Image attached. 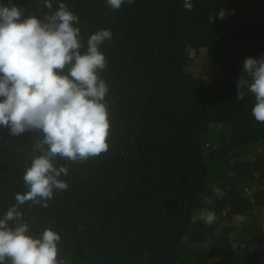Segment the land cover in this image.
Returning <instances> with one entry per match:
<instances>
[{
    "label": "trees",
    "instance_id": "trees-1",
    "mask_svg": "<svg viewBox=\"0 0 264 264\" xmlns=\"http://www.w3.org/2000/svg\"><path fill=\"white\" fill-rule=\"evenodd\" d=\"M59 2L79 16L85 44L100 29L113 33L101 45L110 146L83 163L57 159L69 188L46 208L19 206L29 234L57 231L66 264H264V123L252 93L236 99L245 59L264 54V0H192L191 11L184 0L119 10L56 0L54 10ZM0 4L48 12L43 0ZM40 138L0 127V218L27 191L22 177ZM202 209L216 214L211 225Z\"/></svg>",
    "mask_w": 264,
    "mask_h": 264
},
{
    "label": "clouds",
    "instance_id": "clouds-1",
    "mask_svg": "<svg viewBox=\"0 0 264 264\" xmlns=\"http://www.w3.org/2000/svg\"><path fill=\"white\" fill-rule=\"evenodd\" d=\"M133 2L106 0L113 10ZM54 3L43 0L48 9L43 18L0 4V127L13 136L28 131L42 134L23 173L27 191L17 193L16 203L0 218V264H66L60 257V234L45 228L39 237L30 235L19 206L31 201L46 208L56 192L69 188L61 178L69 176V168L58 167V158L83 163L107 153L110 146L106 99L110 87L102 75L108 59L101 45L110 42L113 33L100 29L85 44L79 16L63 2L54 10ZM183 7L191 11L192 0H184ZM25 11L29 14L22 19ZM219 16L225 18L223 9ZM242 73L246 75L238 81L236 99L243 100L245 90L252 93V115L264 123V54L260 59L246 58ZM213 191L217 198L225 194L219 188ZM200 217L207 225L216 220V214L206 209Z\"/></svg>",
    "mask_w": 264,
    "mask_h": 264
},
{
    "label": "rangeland",
    "instance_id": "rangeland-1",
    "mask_svg": "<svg viewBox=\"0 0 264 264\" xmlns=\"http://www.w3.org/2000/svg\"><path fill=\"white\" fill-rule=\"evenodd\" d=\"M209 70H210V72H213V68L212 67H210ZM261 214H262V220L264 221V210H263V212Z\"/></svg>",
    "mask_w": 264,
    "mask_h": 264
}]
</instances>
